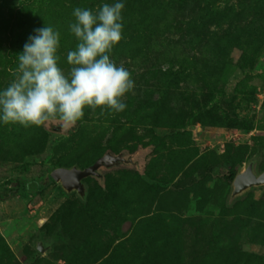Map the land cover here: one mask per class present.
I'll return each mask as SVG.
<instances>
[{
	"label": "rangeland",
	"instance_id": "rangeland-1",
	"mask_svg": "<svg viewBox=\"0 0 264 264\" xmlns=\"http://www.w3.org/2000/svg\"><path fill=\"white\" fill-rule=\"evenodd\" d=\"M115 2L0 0V91L19 66L11 30L26 42L36 28L59 31L67 75L73 10ZM119 2L122 39L110 58L135 82L125 110L86 107L63 132L0 122V194L40 187L0 200V264H264L263 188L230 204L232 182L201 175L229 163L239 170L257 154L264 167V0ZM27 8L28 23L16 27ZM118 152L125 163L85 178V196L51 175ZM137 152L142 165L127 163ZM191 177L186 189L155 186ZM42 237L55 239L45 254Z\"/></svg>",
	"mask_w": 264,
	"mask_h": 264
},
{
	"label": "clouds",
	"instance_id": "clouds-1",
	"mask_svg": "<svg viewBox=\"0 0 264 264\" xmlns=\"http://www.w3.org/2000/svg\"><path fill=\"white\" fill-rule=\"evenodd\" d=\"M122 2L103 3L93 11L76 7L71 33L78 40L67 54L71 65L66 75L58 66L60 33L51 26L34 29L23 52L14 79L0 91V122L24 127L57 121L65 129L85 115V108L113 113L125 110L123 97L135 82L123 64L110 58L122 39Z\"/></svg>",
	"mask_w": 264,
	"mask_h": 264
},
{
	"label": "water",
	"instance_id": "water-1",
	"mask_svg": "<svg viewBox=\"0 0 264 264\" xmlns=\"http://www.w3.org/2000/svg\"><path fill=\"white\" fill-rule=\"evenodd\" d=\"M51 130L63 132L65 128L61 126L59 120L49 121ZM122 154L113 155L108 153L96 160L92 165L85 168L78 166L58 167L51 173L52 177L67 191H77L79 195L85 196L86 187L84 179L90 176L102 178V167H112L114 162L123 161ZM261 154L251 157L247 163L242 166L232 181V188L229 194V203L233 204L237 199L246 196L254 188H263L264 190V167L261 168ZM55 239L42 237L36 242V247L41 253H47L51 250Z\"/></svg>",
	"mask_w": 264,
	"mask_h": 264
},
{
	"label": "trees",
	"instance_id": "trees-1",
	"mask_svg": "<svg viewBox=\"0 0 264 264\" xmlns=\"http://www.w3.org/2000/svg\"><path fill=\"white\" fill-rule=\"evenodd\" d=\"M31 15V9L27 8L25 9V13L23 15L22 18L19 19V22L17 23L16 27H24L27 23H28V19L30 18ZM14 30H11V41H10V46H11V50H12V55L13 57L18 58L19 54L23 52V48L24 45L26 43V38L23 34L18 33V34H13ZM53 132V131H52ZM162 138H158L157 140L152 141L150 144L146 145V146H141V152H149L151 150H153L157 145H159L161 143ZM153 148V149H152ZM119 155L120 153H114ZM134 156V155H132ZM136 156H138V152L135 154L134 158H131L130 162L127 163H138L136 162L137 160L135 159ZM127 157L129 156H123L124 159H127ZM125 160L123 161H118L117 165L119 164H124ZM139 166H141V162L138 163ZM237 169L233 168L232 164H227V166L225 167L224 170H220V171H214L212 168L207 167L205 169H203L201 171V175L206 177L208 175L211 176H224L226 178H228L231 182L233 181V179L235 178L236 174H237ZM198 178L195 177H191L190 180L188 182H183L181 180L177 181V182H171L169 181L167 184L165 185H161L159 183H155V186L157 188H162V189H186L190 184H192L194 181H196ZM29 187L33 188V189H38L40 188L39 185L37 183H25V185H22L21 187L18 188H9L7 190H4L2 192V194H0V200H6L8 198H10L12 196L13 193L16 192H20L21 190H25L28 189ZM39 251V250H38ZM40 253V252H39Z\"/></svg>",
	"mask_w": 264,
	"mask_h": 264
},
{
	"label": "flooded vegetation",
	"instance_id": "flooded-vegetation-1",
	"mask_svg": "<svg viewBox=\"0 0 264 264\" xmlns=\"http://www.w3.org/2000/svg\"><path fill=\"white\" fill-rule=\"evenodd\" d=\"M116 155H117V154H116ZM117 163H118V162H114L113 165H112V167H113V166H116ZM104 168H105V167H104ZM104 168H103V169H104Z\"/></svg>",
	"mask_w": 264,
	"mask_h": 264
}]
</instances>
